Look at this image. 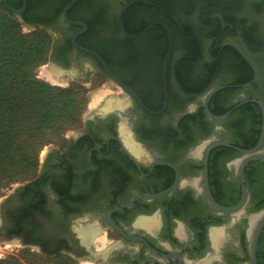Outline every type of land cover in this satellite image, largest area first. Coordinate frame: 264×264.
<instances>
[{
  "label": "flooded vegetation",
  "instance_id": "1",
  "mask_svg": "<svg viewBox=\"0 0 264 264\" xmlns=\"http://www.w3.org/2000/svg\"><path fill=\"white\" fill-rule=\"evenodd\" d=\"M72 2L0 0V12L56 33L55 78L102 74L121 99L109 100L107 109L103 93L93 107L100 111L78 135L51 151L38 176L1 203L0 239L95 264H251L263 218L252 224L244 213L231 218L213 205L205 160L216 142L239 147L227 139V121L240 140L250 139L258 123V111L245 107L255 103L244 102L259 100V78L243 87L258 74L249 49L255 27L228 0H77L67 20ZM24 6L21 14L9 9ZM228 75L232 80L223 81ZM219 88L210 111L233 110L220 122L204 108ZM208 131L218 139L202 141ZM241 158L228 147L210 152L209 188L222 206L242 198ZM259 162L245 169L242 208L260 202ZM257 264H264V228Z\"/></svg>",
  "mask_w": 264,
  "mask_h": 264
},
{
  "label": "rangeland",
  "instance_id": "2",
  "mask_svg": "<svg viewBox=\"0 0 264 264\" xmlns=\"http://www.w3.org/2000/svg\"><path fill=\"white\" fill-rule=\"evenodd\" d=\"M235 1L239 4L242 10L243 20L254 26L257 32L255 44L249 45L251 55L258 68L259 89L257 91L258 98L264 103V0H228ZM1 33L5 38L0 37V63H3L7 68H10L11 63H20L26 60L27 62L39 61V66L35 71L36 78L48 85L68 91L63 93V119L56 121L55 126L60 127L57 135L51 138V142L45 146L40 152L38 165L34 172L30 175L15 180L5 187H0V205L8 198L17 188L26 185L35 179L40 173L43 163L47 155L53 150H62L66 147L69 141L84 128L85 122L93 112L100 111L93 107L97 105V99L104 93L103 98H100L101 104L108 105L111 99H121L122 92L117 85H114L111 80L102 74L88 75L85 80L77 81L74 78H69L66 81L53 78L51 70L55 64L52 62V49L56 33H51L41 26L26 25L18 18L10 16L4 12H0V36ZM15 40H11V39ZM37 44L39 51L37 50ZM41 50V52H40ZM40 53H42L40 55ZM49 70V71H48ZM51 70V71H50ZM230 75L225 77L223 81H231ZM104 106V107H105ZM228 128L227 139L230 142L240 140L237 132L232 128L231 120L225 123ZM237 131L239 128H237ZM218 137L208 131L203 133L202 141H214ZM261 152L264 154V143L261 147ZM238 158L239 154H235ZM257 172L261 177L262 190L256 195L255 202L251 206L244 207L235 212V215L240 216L242 213L248 216L255 214H264V166L257 164ZM262 219L257 220L259 222ZM255 222V223H256ZM14 258L17 264H95L91 260L77 259L68 254L51 255L41 252L36 248H29L20 242L6 241L0 239V260Z\"/></svg>",
  "mask_w": 264,
  "mask_h": 264
},
{
  "label": "trees",
  "instance_id": "3",
  "mask_svg": "<svg viewBox=\"0 0 264 264\" xmlns=\"http://www.w3.org/2000/svg\"><path fill=\"white\" fill-rule=\"evenodd\" d=\"M0 37L6 36L1 33ZM36 48L39 49L38 44ZM39 61L11 63L10 68L0 63V187L33 173L40 152L61 129L55 126V122L63 119L61 95L68 91L54 88L36 78ZM252 79L253 75L245 82ZM245 107L258 111V123L250 139L242 138L234 144L242 149H252L260 138L262 113L255 104ZM226 112L212 111L215 115ZM258 164L264 166V162ZM254 165L250 164L246 172ZM0 264H17V260H0Z\"/></svg>",
  "mask_w": 264,
  "mask_h": 264
},
{
  "label": "water",
  "instance_id": "4",
  "mask_svg": "<svg viewBox=\"0 0 264 264\" xmlns=\"http://www.w3.org/2000/svg\"><path fill=\"white\" fill-rule=\"evenodd\" d=\"M77 0H73V2L71 3V5L66 9L65 11V18L67 20L68 17H67V12L68 10L70 9V7L76 2ZM25 7H23V9L21 10H14V9H11L9 8L10 10H12L14 13L16 14H21L24 12L25 10ZM109 73H111V71L109 69H107ZM255 70V68H254ZM112 74V73H111ZM113 78L114 80L117 82V84L123 88L124 90H128L124 85L123 83L117 78V76L113 75ZM258 79V74H257V71L255 70V76L253 78V80L244 85L243 87L246 88V87H249L251 86L253 83H255ZM220 89L222 88H219L213 92H211L208 96H207V100L205 102V105H204V108H205V111L207 113V115L215 120V121H222V120H225L231 113L233 110L227 112L226 114L224 115H215L213 114L210 109H209V101L210 99L212 98V96L218 92ZM129 91V90H128ZM140 101V100H139ZM141 102V101H140ZM248 102H253L255 104H257L259 106V108L261 109V112H262V126H261V134H260V138H259V141L257 143V145L252 148V149H242V148H239V147H235V146H232L231 144L227 143V142H216L214 144H212L209 149L207 150V153H206V160H205V176H206V180H207V190H208V196H209V199L211 201V203L213 205H215L217 208H219L220 210L222 211H225V212H232V213H235L237 211H239L240 209H242L244 203H245V200H246V197H247V190L244 186V173H245V169L246 167L249 165V163L253 162V161H261V162H264V154H262L261 152V147H262V144H263V141H264V105L261 101L259 100H250V101H246L244 103H248ZM242 103V104H244ZM142 104V102H141ZM143 105V104H142ZM166 105V104H165ZM143 107H145L143 105ZM238 107V106H237ZM235 107V108H237ZM150 113H153L155 114V112H151ZM158 113H161L158 112ZM157 113V114H158ZM216 147H228V148H232L236 151H238L239 153L242 154V158L240 160L241 162V165H240V178H241V183H242V198L240 200V202L235 205V206H232V207H226V206H222L220 204H218L215 199L213 198L212 194H211V191H210V188H209V183H208V168H207V164H208V159H209V155H210V152L215 149ZM239 162V161H238ZM165 192H162V193H159V194H156V195H148V196H145V197H142L141 199H151V198H154L156 196H159V195H162L164 194ZM125 207H129V205L125 206ZM262 223L260 224V227L255 235V238H254V241H253V249H252V260H251V264H257V251H258V243H259V238H260V235H261V232L264 228V214H255V215H252L250 216V220L252 222V224H254L257 220L259 219H262ZM109 221L111 223V225L123 236H125V234L123 233V231L121 230V228L119 226L116 225V223L112 220L111 216H109Z\"/></svg>",
  "mask_w": 264,
  "mask_h": 264
},
{
  "label": "bare ground",
  "instance_id": "5",
  "mask_svg": "<svg viewBox=\"0 0 264 264\" xmlns=\"http://www.w3.org/2000/svg\"><path fill=\"white\" fill-rule=\"evenodd\" d=\"M55 73H56V72H55ZM55 73H53V74L51 73V76H52L53 78H55ZM110 106H111V105H108L106 108L109 109ZM143 224H144L145 226H150V225H151V224H150L149 222H147V221H144ZM220 234H221V233H220ZM220 234H219V235H220ZM213 236H214V238H215V240H216V239H217L216 234L213 235ZM220 236L222 237V234H221Z\"/></svg>",
  "mask_w": 264,
  "mask_h": 264
}]
</instances>
